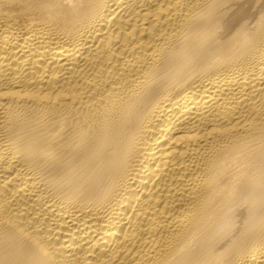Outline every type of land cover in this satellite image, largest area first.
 <instances>
[{
	"label": "bare ground",
	"instance_id": "bare-ground-1",
	"mask_svg": "<svg viewBox=\"0 0 264 264\" xmlns=\"http://www.w3.org/2000/svg\"><path fill=\"white\" fill-rule=\"evenodd\" d=\"M0 264H264V0H0Z\"/></svg>",
	"mask_w": 264,
	"mask_h": 264
}]
</instances>
